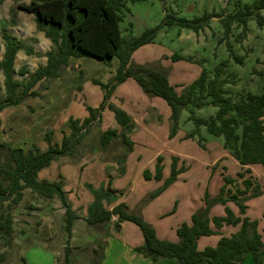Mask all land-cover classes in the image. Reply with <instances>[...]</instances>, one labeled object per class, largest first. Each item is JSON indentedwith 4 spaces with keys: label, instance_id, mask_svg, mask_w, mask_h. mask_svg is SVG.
Segmentation results:
<instances>
[{
    "label": "rangeland",
    "instance_id": "obj_1",
    "mask_svg": "<svg viewBox=\"0 0 264 264\" xmlns=\"http://www.w3.org/2000/svg\"><path fill=\"white\" fill-rule=\"evenodd\" d=\"M29 1L0 0V56L1 48L4 46L3 31L7 30L22 40L24 48L19 50L15 62L17 64L15 76L19 79L24 76L19 73L22 65H26L27 69L39 65L45 57L43 53L55 47L50 38L39 32L34 13L18 6L19 3ZM262 1L264 0H123L120 28L122 35L131 33L136 35L150 26H158L154 39L139 46L132 54L131 62H160L168 69V79L179 92L198 75L202 67L212 69L225 61L226 72H236L238 75V79L231 85L236 92L259 93L264 91V23L259 24L254 5ZM247 9H251L252 13L246 23L234 19L227 27L225 21L221 19L225 14ZM259 11L264 15V6L260 7ZM205 12L221 15L220 18L216 15L207 18V23L198 31L179 27L175 23L163 22L167 13L193 18L202 16ZM27 48L34 52L28 54ZM174 52L184 57L174 60L171 58ZM235 55L243 56V61L238 60ZM73 60L75 63L71 64L69 70H72L70 73H74L68 80L67 74L63 72L61 80L66 82L65 92L71 95L76 93L73 96L76 103L81 104L84 97L82 111H76V114H81L87 111L86 103L98 106L101 102L99 97L104 89L93 81V78L100 76L108 78L109 72H116L119 59L114 56L107 63L87 53L73 57ZM3 78V72L0 70L2 83ZM51 79L46 78L37 82L35 85L37 92L48 85ZM134 82L138 86L135 79ZM129 89L133 91L131 87ZM0 91L2 95L5 93L3 85ZM159 98L165 102L164 98L160 96ZM115 100L119 103L118 98ZM21 106L12 105L7 108L9 111L14 110V119L25 117V111ZM64 107H68V102L65 101ZM216 108L215 105L206 103L194 108V113L197 116L208 117L215 113ZM169 110L168 105L166 110H160L156 129L150 126L151 130L156 131L154 136L145 131L140 121L135 123L134 129L129 132L132 148L124 152L125 146L117 140L113 148L103 149L99 144L102 127L108 128L110 125L113 127L115 124L117 126L113 121L115 120L113 112L106 107L101 111L100 120H94L89 126L82 141L75 147L74 153L64 155L46 167L47 177L55 174L56 179L63 180L57 171L61 169L67 172V180H63V187L72 208L79 215L74 219L69 240L70 264L100 263L107 244V235L118 242L117 237L128 242L143 240L140 226L131 220H124L119 228L116 226L117 216L115 219H107L104 225H100V222L91 224L85 220V216L92 213V204L89 203V198L94 200V193L90 189L92 187L108 189L109 194L113 192L111 203L124 201L131 210L142 214L143 218L154 226L158 237L177 241V226L182 222H191V214L204 205L205 194L213 197L224 186L225 200L215 201L210 205L209 217L225 215V208L228 207L236 216L256 219L264 241V164L241 165L224 148L222 134L208 132L204 124L195 129L196 124L189 118L190 111L187 107L179 114L176 132L169 136L168 132L166 133L171 125ZM39 127L41 126L35 125L34 133L40 129ZM34 138L35 141L42 143L43 149L47 147L45 139L40 136ZM56 138H62L60 130ZM124 153V161L127 163L125 171L118 172L120 168L104 165L102 161L118 162L117 158ZM157 156H161L162 178L156 179L152 176L147 179L143 175V169L148 168L154 172ZM173 156H177V166H182V170L160 193L149 197V192L158 188L169 176ZM91 157L93 159L89 161L88 158ZM62 160L69 164H62ZM225 177L232 178V181L227 182ZM245 178H251L252 185H258L257 195H252L250 189L247 196L241 198L244 194L237 191L245 188L243 181ZM229 189L238 193L239 202L245 204L244 209H241L237 200L230 196L227 192ZM103 201L106 208L111 204ZM2 210L11 213L12 231L5 234L0 230L2 255L0 264H65L64 247L68 232L65 227L64 207L57 196L46 197L27 187L17 203L6 200L0 204V211ZM211 225L216 228L212 222ZM240 227V222H223L216 232L199 236L197 248L215 246L221 236L231 235ZM95 249L97 252H94ZM114 257L115 253H109L105 264H120L119 259L116 260ZM160 258L161 264L176 262L174 257ZM260 261L264 264V252L260 256ZM240 264L256 263L251 253L247 252Z\"/></svg>",
    "mask_w": 264,
    "mask_h": 264
},
{
    "label": "trees",
    "instance_id": "obj_2",
    "mask_svg": "<svg viewBox=\"0 0 264 264\" xmlns=\"http://www.w3.org/2000/svg\"><path fill=\"white\" fill-rule=\"evenodd\" d=\"M123 0H30L26 3H19L22 9L34 13L36 27L44 32V35L55 44L44 52L46 61L39 64L33 71H29L26 65L19 68L22 78L14 77V59L18 50L24 48V44L16 35L3 31L4 52L0 59V70L3 72V87L5 93L0 91V111L8 105L19 103L27 95L37 94L35 84L43 78L57 77L67 67L71 56H82L85 54L94 55L109 63L114 56L119 59L116 72L106 82L97 78L93 81L100 84L104 89L102 101L98 106L86 105L88 115L81 118L70 116L68 125L69 134H63L60 142L52 140L51 131L44 134L47 147H40L33 143L30 147L13 146L10 142L0 138V204L6 200L17 203L23 190L29 187L46 197L57 196L64 207L66 215L65 227L68 232L67 243L64 247V263L70 264L71 245L69 240L72 236L73 222L79 215L72 208L63 188V180L39 179L38 171L49 165L58 156L71 155L75 147L82 141L94 120L101 117V111L107 106L114 115L120 128L108 127L102 130L99 136V144L103 149L113 148L117 141L125 146V151L131 150L132 140L128 133L134 128L133 117L122 107L108 102V98L114 91L117 84L127 77H133L148 95H158L165 99L170 107V130L172 136L178 127V117L181 110L187 107L190 111L189 118L196 124H204L210 133L222 134L224 137V148L230 152L241 165L253 163L264 164V91L259 93L245 91L236 92L232 84L238 79L236 72H226L227 63L220 62L212 69L202 67L197 77L177 91L174 84L168 79V69L159 63H134L131 62L133 51L139 46L151 42L158 26H150L139 34L122 35L120 13ZM264 6V1L255 4V14L259 24L264 23V15L259 11ZM251 9L236 13L225 14L221 19L227 27L234 19L246 23ZM219 13L205 12L202 16L187 18L167 13L164 23L177 24L179 27L192 28L198 31L207 23V18ZM27 53H33L27 48ZM39 53V52H36ZM184 56L174 52L171 58L176 60ZM243 61V56L235 55ZM156 63V64H155ZM2 84L0 82V89ZM206 103L215 105L216 111L208 117L197 116L194 108ZM117 140V141H116ZM124 154L117 158L119 163L124 161ZM182 170L177 166V156L172 157L171 171L162 184L155 190L149 192L148 196L153 197L160 193L170 184ZM145 178L152 175L148 168L143 170ZM153 177L162 178L161 156H157ZM226 181L232 178L225 177ZM245 188L238 189L242 195L247 196L251 189L252 195H257L258 185L253 184L251 178H245ZM103 189L93 190L94 201L92 213L85 217L88 223L103 225V223L117 215L116 226L122 220H131L137 223L142 231L144 241L136 249L145 256L158 259L161 256L174 257L176 264H240L244 255L250 252L256 264H261L260 256L264 252L263 238L258 230V221L249 217L234 215L232 210L225 208V215H213L209 217L210 205L215 201H224V186L217 195L209 197L205 194L204 205L197 208L191 214V222H182L176 228L177 241H170L160 238L156 234L154 226L146 221L142 214L133 211L127 203L120 201L113 204L111 208L103 206V200L111 203L114 193ZM114 191V190H113ZM230 196L237 200L241 209L245 204L239 202L238 193L227 190ZM211 222L216 227L211 225ZM223 222L241 223L236 232L228 236H221L215 246H206L203 249L197 248V239L201 235H208L217 231ZM0 230L5 234L12 231V216L9 211H0ZM94 252H97L95 249ZM2 255H0V259ZM97 264H100L97 262Z\"/></svg>",
    "mask_w": 264,
    "mask_h": 264
},
{
    "label": "crops",
    "instance_id": "obj_3",
    "mask_svg": "<svg viewBox=\"0 0 264 264\" xmlns=\"http://www.w3.org/2000/svg\"><path fill=\"white\" fill-rule=\"evenodd\" d=\"M39 32H43V31L40 30ZM136 49H138V48H136ZM135 50L133 51V53L135 52ZM3 52H4V46H2V48H1L0 59L2 58ZM18 54H19V50L17 51L15 59H14V69H15L14 77H16L15 74H16V70H17V64L15 62L17 60ZM43 55H44V53H43ZM73 57H77V56H71L69 58L68 65L64 69V71L62 70L61 73L57 77L52 78L50 83L48 85H46L44 88H42L40 91H38L37 94L27 95L19 103L5 106L0 111V138L1 139L10 142L11 145H13V146H22L25 149L30 147L33 143L37 144L40 147V149H43L42 143L40 144L38 140L35 141L34 136H38V137L40 136L42 139H45L44 138L45 132L51 131L52 140L60 142L62 138L57 139L56 134H57L58 130H60V133L62 134V136H63V134H69L70 133V127L68 125V119L70 116L78 117V118L82 119L83 117L88 115V112H87L88 110L86 112L81 113V114H76V111H79V112L82 111V107L84 106V103H85L84 97H82L83 101L81 102V104L76 103V98H73V96L76 93L71 95L68 92H65L66 87L64 85L66 82L64 83V82H62L63 80H61L62 76H63V72L67 74L66 79H68V80H69V77H71V75L74 73V72L70 73V71H72V70H69L71 67V64L75 63V61L73 60ZM45 61H46V56L41 60L40 64H44ZM37 66H35L33 68L30 66L29 67L30 69H28V70L33 71ZM114 73L115 72H109L108 78L111 75H113ZM16 78H18V77H16ZM94 78H97V79L104 81V82H106L108 79L105 76L104 77L100 76V78H98V77H94ZM194 78H192V79H194ZM43 79H46V78H43ZM43 79H41L40 81H42ZM1 81L2 80L0 79V82ZM1 84L3 85L2 82H1ZM137 85L138 86H136V84L134 82V78L127 77L124 81H122L116 85L114 91L112 92V94L108 98V102H112L113 104H115L117 106L123 107V109H125L133 117L136 124L140 121L141 124L144 126L145 131L154 136V135H156V131L154 129L151 130L150 126H154L155 129L157 128L156 125H157V121L159 118L160 110H163V109L166 110V107L168 104L166 101L164 102V100H161V98H159L158 95L146 94L143 91V89L140 88V85L139 84H137ZM129 87H131L133 91H131L129 89ZM34 88H35V86H34ZM119 89H123V91H118ZM75 90H76V86H75ZM103 93H104V91H103ZM103 93L99 97L100 98L99 100H101V101L103 98ZM117 94H119V95L117 96ZM116 98L119 99V103L116 102V100H115ZM65 101L68 102L67 108L64 107ZM12 105H15V106H21L22 105L21 109L23 111H25V117L23 119H18V120L14 119V110H11V111H9L10 109L7 110V108L12 106ZM86 105H90V106H94V107L96 106V105L91 104V103H89V104L86 103L85 107H86ZM106 107L107 106H105L104 108H106ZM169 109H170V107H169ZM104 111H103V113H105ZM138 117H141L143 119L139 120ZM145 118H146V120H145ZM113 121H115V123H117L116 119ZM35 125H40L41 127H39L40 129L34 133ZM105 127L103 126L101 130H105L107 128V127L106 128ZM110 127H111V125H110ZM115 127L120 128V125L117 123V126H116V124L113 126V128H115ZM165 129L167 130L166 127H165ZM169 130L170 129L168 128V130L166 131V133L168 132L167 133L168 135H169ZM128 135H129V133H128ZM60 157H64V155L56 157L55 159H53L50 162L49 165L41 168L38 171V178L39 179H48V180L56 179L55 174L50 175V177H47L48 172H45V170L47 169L46 167L51 166V164L53 162L57 161V159H59ZM92 157H94V155H92ZM92 157L88 158V160L92 161V159H93ZM102 161H103L104 165L105 164L107 166L112 165V166H116V167L120 168L118 170V172L126 170L125 166L127 165V163L125 161H123L121 163H118V162L109 163L108 161H104V160H102ZM61 163L62 164H69L68 162L66 163V161H64V160H62ZM149 171H150V174L153 176L154 172H152V170H150V169H149ZM57 174H58V176H62L64 178L63 180H65V181L67 180V172L66 171H62L61 169H58ZM84 183H86V182H84ZM84 183H83V185H84ZM64 185H66V183ZM90 189L93 191L96 188L92 187ZM94 198H95V196H94ZM93 201L94 200L89 198L90 204H92ZM103 204H104V201H103ZM112 206H113V203H111L109 206H107V208H111ZM91 209H92V207H91ZM116 216L117 215L113 214L110 219H115ZM123 221L124 220L120 221L119 225H121ZM100 225H102V224H100ZM119 227H117V228H119ZM117 239H119L120 244L117 240H114L112 236L107 235V244L105 245V248L103 250L102 259L100 260V264H105V259L109 253H112V254L115 253L114 258L116 260L119 259L120 264H161L159 262V260L161 259L160 257L158 259H152L151 257L145 256L144 254H142L140 251H138L136 249V246H139L142 244V241H144V238H143V240L139 239V241H136V242H128V241L124 240L123 238H119V237H117ZM112 240H114V241H112ZM173 264H176V262Z\"/></svg>",
    "mask_w": 264,
    "mask_h": 264
}]
</instances>
